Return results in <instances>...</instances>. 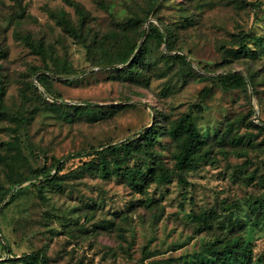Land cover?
I'll return each instance as SVG.
<instances>
[{
  "label": "rangeland",
  "instance_id": "rangeland-1",
  "mask_svg": "<svg viewBox=\"0 0 264 264\" xmlns=\"http://www.w3.org/2000/svg\"><path fill=\"white\" fill-rule=\"evenodd\" d=\"M72 1L84 20L66 0H0V260L42 252L50 264H217L211 245L240 236L250 264H264V209L252 210L264 192V0ZM150 22L171 31L170 46L152 39L138 66L117 70L135 52L112 64L115 49L141 47ZM242 32L262 43L251 37L241 52L233 35ZM180 53L192 66L165 57ZM36 68L54 71L49 86ZM232 73L247 85L225 87L219 77ZM186 113L211 155L185 174L188 183L174 175L161 184L156 162L174 169L168 129ZM129 140L138 146L129 165L155 170L142 188L83 165ZM40 170L58 174V184Z\"/></svg>",
  "mask_w": 264,
  "mask_h": 264
},
{
  "label": "trees",
  "instance_id": "trees-1",
  "mask_svg": "<svg viewBox=\"0 0 264 264\" xmlns=\"http://www.w3.org/2000/svg\"><path fill=\"white\" fill-rule=\"evenodd\" d=\"M69 4L73 5L78 14L81 16L82 20L86 18V11L82 7V5L78 2H74L72 0H66ZM245 4L252 5L247 1L244 2ZM66 12H60L61 19L64 21L65 25L68 27L69 31L75 35L80 37L81 34L77 31V29L69 22L66 18ZM136 23V19L132 18L128 21L129 26ZM147 28V37L145 42L141 47L137 46V44H129L123 43L119 45L115 49V59L116 61H112L110 63H124L126 62L129 57L135 52L134 58L129 64V66L124 68H117L119 71H127L130 69L131 66H138L141 63V60L148 50L149 41L154 39L158 43L166 42L170 46L171 39L173 38L171 31L168 29H160L158 27H154V23L150 22V28L148 32ZM146 30V29H145ZM144 29L142 30V33ZM233 37L235 38L237 45L239 46V50L244 52L246 50V41L253 37L259 43H262V38L259 36H249L246 32L234 34ZM27 44L28 46L38 54H44L46 49L44 48L43 44H36L34 43L30 37H27ZM137 51V52H136ZM166 58L175 59L180 61L183 64L191 65V62L188 61L186 55L184 54H174V55H165ZM48 71H51L53 74L54 71L52 70H41L40 68H36V72H39L37 80L39 83L46 87L49 86V77ZM56 73V72H55ZM130 74L133 76L134 74L130 71ZM247 76H244L240 73H232L227 74L219 77L220 82L225 87L231 86H241L247 85ZM1 83V82H0ZM210 91L209 87H205L202 89L201 94L206 96ZM46 92V90H44ZM4 96V88L0 86V120L6 117V112L3 104ZM78 108H84L79 106ZM261 130L264 129V124L259 126ZM169 136L173 138L178 143V151L175 153L174 158L176 160L175 167L173 170H170L161 162H156V178L161 183H169L172 181V177L175 175L178 177L179 181L182 183H188L185 174L190 171H194L198 169L199 165L209 159L211 153L209 151V140L205 138L202 132L199 129L198 124L193 119L192 115L189 113L181 115L177 120H175L168 129ZM143 135L147 140L154 139L156 136L155 128H148L146 131L143 132ZM233 141L241 142L242 138L237 136H233L231 138ZM137 144L134 141L129 140L126 142H122L121 144H114L110 145L102 151L94 152L93 156H99V162L96 163L95 160H88L83 163L84 166H90L91 164L96 166V169L104 176L110 177L112 174L117 175L119 177H126L128 181L137 189L142 188L148 181L149 177H154L155 170L151 168L149 162L144 161L145 165L150 168V171L145 172L144 167H141L139 164L137 166L129 165L128 161L130 157H135ZM111 154L114 157L112 159L107 158V154ZM73 157V156H68ZM65 159V158H63ZM61 165L58 167L61 170L64 166V161L61 159L56 160V164L60 163ZM95 169V170H96ZM37 176H44L49 177L51 174H48L45 170H40L36 172ZM59 175L55 174L54 176L49 177V181L55 182L58 184ZM261 183L264 186V174L260 178ZM14 196V194H13ZM12 196V197H13ZM7 203V202H5ZM264 209V192L262 195H259L253 205L252 210L256 214L257 217H260L261 210ZM205 217V216H204ZM201 221L203 224L208 223V218H202ZM233 226V225H231ZM0 233L2 234V230L0 228ZM1 244V238H0ZM5 249L10 251L9 246H5ZM211 249L215 255L216 263L217 264H250L251 263V248L245 244L244 240L240 236H235L232 238H227L222 244L211 245ZM16 261L20 264H50L48 259L42 252H33L30 254L23 255L21 257L16 258ZM0 264H5V260H0Z\"/></svg>",
  "mask_w": 264,
  "mask_h": 264
},
{
  "label": "water",
  "instance_id": "water-1",
  "mask_svg": "<svg viewBox=\"0 0 264 264\" xmlns=\"http://www.w3.org/2000/svg\"><path fill=\"white\" fill-rule=\"evenodd\" d=\"M145 32H147V28H146Z\"/></svg>",
  "mask_w": 264,
  "mask_h": 264
}]
</instances>
